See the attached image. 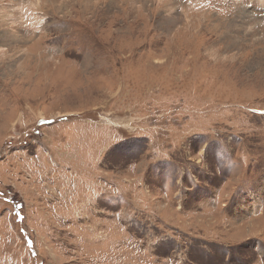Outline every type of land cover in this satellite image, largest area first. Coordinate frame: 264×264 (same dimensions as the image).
<instances>
[{"label": "rangeland", "instance_id": "374dc122", "mask_svg": "<svg viewBox=\"0 0 264 264\" xmlns=\"http://www.w3.org/2000/svg\"><path fill=\"white\" fill-rule=\"evenodd\" d=\"M0 264H264V0H0Z\"/></svg>", "mask_w": 264, "mask_h": 264}]
</instances>
